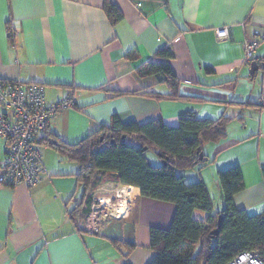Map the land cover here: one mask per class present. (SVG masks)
Here are the masks:
<instances>
[{
  "label": "crops",
  "instance_id": "obj_1",
  "mask_svg": "<svg viewBox=\"0 0 264 264\" xmlns=\"http://www.w3.org/2000/svg\"><path fill=\"white\" fill-rule=\"evenodd\" d=\"M105 3L121 15L115 25ZM223 27L227 37L218 40ZM262 29L264 0H0V81L40 84L47 103L72 100L49 124L48 140L67 144L109 127L114 117L139 125L160 119L168 126L188 114L230 118L225 136L203 142V161L183 174L188 183L201 181L214 211H221L218 172L239 166L244 188L233 196L234 206L259 215L264 110L259 82L243 59L244 44ZM166 49L173 57H160ZM253 57L264 58V43ZM150 62L170 66L176 97L158 76L141 74ZM6 150L0 139V160ZM59 157L55 166L46 154L33 187L0 184V264H148L156 254L149 230L169 228L175 205L107 181L94 190L104 195L92 201L103 197L116 210L118 200L125 205L119 216L109 211L101 233L82 232L69 216L82 201L78 165ZM194 217L204 220L206 213Z\"/></svg>",
  "mask_w": 264,
  "mask_h": 264
},
{
  "label": "trees",
  "instance_id": "obj_2",
  "mask_svg": "<svg viewBox=\"0 0 264 264\" xmlns=\"http://www.w3.org/2000/svg\"><path fill=\"white\" fill-rule=\"evenodd\" d=\"M104 10L112 25L121 19L110 3H105ZM7 29L11 33L9 24ZM9 40L14 41L11 35ZM159 55L173 57L168 49ZM258 68L260 74L257 69L252 78L259 76L260 83L263 67ZM140 72L167 82L173 94L169 97H176L175 76L167 63L150 62ZM229 120L222 115L211 119L188 114L179 119L177 126H168L160 119L139 125L114 117L109 127H101L76 144L56 138L48 140L50 132L35 142L38 146L47 144L65 160L78 165L74 176L82 187V201L69 213L77 225L90 212L89 192L97 189L106 175L116 184L138 187L140 196L175 205L169 228L149 230L150 248L156 254L148 264H227L240 253L256 251L264 259V211L249 215L233 203V196L244 188L239 166L218 172L224 203L221 211H214L201 181L188 183L183 174L203 161L199 160L203 142L225 136ZM147 151H152L160 164H151ZM78 210L81 218L77 220ZM195 211L206 213L205 219L195 218ZM220 215L218 234L214 235L212 231L218 227Z\"/></svg>",
  "mask_w": 264,
  "mask_h": 264
},
{
  "label": "built area",
  "instance_id": "obj_3",
  "mask_svg": "<svg viewBox=\"0 0 264 264\" xmlns=\"http://www.w3.org/2000/svg\"><path fill=\"white\" fill-rule=\"evenodd\" d=\"M227 37V27L216 31L218 40ZM264 43V29L257 37L244 44V62L254 61L261 66L258 106L264 110V58H254L257 48ZM72 106V100L61 99L47 103L43 86L36 83L23 84L20 81H0V139L7 142V150L0 160V184L23 183L28 188L40 180L42 159L35 140L49 133L51 119L61 110ZM115 205L120 206L119 200ZM114 204L96 198L90 212L78 222V229L88 234L101 233L107 222L109 211L119 216ZM124 207V206H123ZM227 264H264L259 252H243Z\"/></svg>",
  "mask_w": 264,
  "mask_h": 264
},
{
  "label": "rangeland",
  "instance_id": "obj_4",
  "mask_svg": "<svg viewBox=\"0 0 264 264\" xmlns=\"http://www.w3.org/2000/svg\"><path fill=\"white\" fill-rule=\"evenodd\" d=\"M257 65V64H256ZM257 72L260 74V69L258 68V66H257ZM256 80H258V82H259V76L256 78ZM43 90H44V88H43ZM40 154H41V157H42V161H43V164H45L46 165V154L48 155V158H47V160H49V161H51V163H53V165L55 164V166H57V165H59V162H60V155L57 153V152H55V151H53L52 149H49V148H46V147H40ZM59 155H57V154ZM146 154H147V157H148V160H149V162L151 163V164H153V165H158V164H160V161H159V159L157 158V156L152 152V151H147L146 152ZM53 157V158H52ZM74 164V163H73ZM104 181H103V184L104 183H106L107 181H111V178H110V176L109 175H106L105 177H104V179H103ZM103 184L101 185V186H103ZM82 189V188H81ZM79 190V192H78V194H79V196H81V194H82V190ZM102 190V189H101ZM124 190H126V188L124 187ZM89 196H92V198L94 199L96 196H98V195H104L103 193H101V191H98V192H94V190L92 191V193L91 192H89ZM213 199V198H212ZM121 201V200H120ZM120 201H119V203H120ZM92 202H94V200L92 201ZM214 204H215V209H216V204H217V202H214ZM122 205L124 206L125 205V201L124 202H122ZM122 205L120 204V209L121 208H123L122 207ZM214 208V207H213ZM249 214H250V212H249ZM79 218H81V217H79ZM78 218V219H79Z\"/></svg>",
  "mask_w": 264,
  "mask_h": 264
},
{
  "label": "water",
  "instance_id": "obj_5",
  "mask_svg": "<svg viewBox=\"0 0 264 264\" xmlns=\"http://www.w3.org/2000/svg\"><path fill=\"white\" fill-rule=\"evenodd\" d=\"M257 70V65L254 61L251 62V65H250V70H249V73L250 75H253V73ZM203 154L201 153L200 156H199V160H202L203 159ZM221 220H222V216H218V227L212 231V233L214 235H217L218 234V229H219V226H220V223H221Z\"/></svg>",
  "mask_w": 264,
  "mask_h": 264
},
{
  "label": "bare ground",
  "instance_id": "obj_6",
  "mask_svg": "<svg viewBox=\"0 0 264 264\" xmlns=\"http://www.w3.org/2000/svg\"><path fill=\"white\" fill-rule=\"evenodd\" d=\"M122 188L124 189V187H122ZM102 200H103L104 202H106V199H105V198H103V197H102ZM122 202H124V200H123V199L120 201V203H119V204H121V205H122ZM118 210H120V206H118Z\"/></svg>",
  "mask_w": 264,
  "mask_h": 264
}]
</instances>
